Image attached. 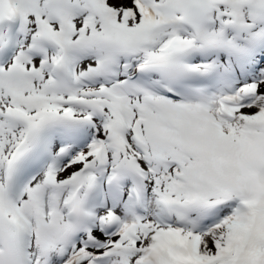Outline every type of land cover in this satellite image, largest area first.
<instances>
[{"label": "snow or ice", "instance_id": "6c2138e0", "mask_svg": "<svg viewBox=\"0 0 264 264\" xmlns=\"http://www.w3.org/2000/svg\"><path fill=\"white\" fill-rule=\"evenodd\" d=\"M0 264H264V0H0Z\"/></svg>", "mask_w": 264, "mask_h": 264}]
</instances>
